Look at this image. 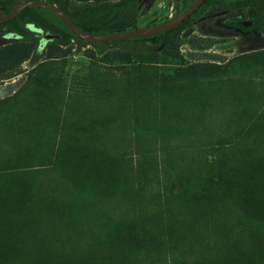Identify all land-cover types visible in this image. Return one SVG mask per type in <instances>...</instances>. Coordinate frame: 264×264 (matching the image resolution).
<instances>
[{
    "label": "rangeland",
    "instance_id": "rangeland-1",
    "mask_svg": "<svg viewBox=\"0 0 264 264\" xmlns=\"http://www.w3.org/2000/svg\"><path fill=\"white\" fill-rule=\"evenodd\" d=\"M235 1L149 53L0 25V264H264V4Z\"/></svg>",
    "mask_w": 264,
    "mask_h": 264
},
{
    "label": "trees",
    "instance_id": "trees-1",
    "mask_svg": "<svg viewBox=\"0 0 264 264\" xmlns=\"http://www.w3.org/2000/svg\"><path fill=\"white\" fill-rule=\"evenodd\" d=\"M21 1L23 0H0V15H5L8 13L16 4L20 3ZM45 1L54 3L61 7L79 27L91 33L127 31L140 27L138 22V13L141 0H115L97 5H88L81 9L76 8L67 1ZM191 1L192 0H182L178 13L185 9L191 3ZM208 1L209 0H204L192 13V15ZM255 2H262L264 4V0H238L237 2L235 1L234 6L225 4L224 6H219L218 8L214 9V11L217 12L219 10L223 11L224 13L232 11L233 13H236V4L239 6H244L254 4ZM192 15L183 20L178 25L189 22ZM51 16H54L58 21H60L64 25L65 30L59 29L58 24L51 18ZM0 25L6 26L9 31L15 32L22 37L27 38H40L39 32L36 28H41L43 31H49L57 34L58 36L54 38L56 41L81 39L62 19L57 17L52 11L40 6H28L19 12L15 17L0 23ZM232 25L242 28L235 22L234 24L232 23ZM172 28L163 32L145 36L112 41L89 42L96 45L100 50H102L107 44L122 43L129 51L149 53L157 50L158 46L164 40V35Z\"/></svg>",
    "mask_w": 264,
    "mask_h": 264
},
{
    "label": "water",
    "instance_id": "water-1",
    "mask_svg": "<svg viewBox=\"0 0 264 264\" xmlns=\"http://www.w3.org/2000/svg\"><path fill=\"white\" fill-rule=\"evenodd\" d=\"M204 0H192L191 3L182 11L177 13L176 15L167 18L161 22L138 27L133 30L127 31H113L107 33H91L88 32L81 27H79L70 16L58 5L54 3L47 2L45 0H23L20 3L16 4L8 13L5 15H0V23L15 17L19 12L25 9L28 6H40L52 11L57 17L62 19L70 29L80 38L87 41H112L119 39H126L138 36H145L150 34H155L159 32H163L168 30L183 20L188 18L192 13L197 9V7ZM222 11L217 12V14H221ZM229 20H233L235 23L240 25L242 28H250L255 24L256 16L253 13H249L246 17L241 18L240 16H230ZM39 32V35L42 39L48 40L57 37L58 35L49 31H43L41 28H36Z\"/></svg>",
    "mask_w": 264,
    "mask_h": 264
},
{
    "label": "flooded vegetation",
    "instance_id": "flooded-vegetation-1",
    "mask_svg": "<svg viewBox=\"0 0 264 264\" xmlns=\"http://www.w3.org/2000/svg\"><path fill=\"white\" fill-rule=\"evenodd\" d=\"M224 22H227L229 20V17H225L222 19Z\"/></svg>",
    "mask_w": 264,
    "mask_h": 264
}]
</instances>
